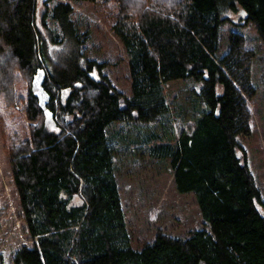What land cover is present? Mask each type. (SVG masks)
Segmentation results:
<instances>
[{
	"label": "trees",
	"instance_id": "trees-1",
	"mask_svg": "<svg viewBox=\"0 0 264 264\" xmlns=\"http://www.w3.org/2000/svg\"><path fill=\"white\" fill-rule=\"evenodd\" d=\"M73 2L110 14L128 56L130 97L86 57ZM40 5L0 0V132L35 241L15 240L0 189V264H264V199L238 141L252 131L254 65L264 72V54L240 32L226 51L220 41L221 25L241 12L264 42V0H45L41 21ZM45 28L65 46L59 68L48 64ZM39 69L50 120L35 94ZM180 80L201 85L190 123L177 132L165 86ZM121 151L169 162L177 190L195 195L209 229L159 232L134 248L118 187Z\"/></svg>",
	"mask_w": 264,
	"mask_h": 264
},
{
	"label": "rangeland",
	"instance_id": "rangeland-1",
	"mask_svg": "<svg viewBox=\"0 0 264 264\" xmlns=\"http://www.w3.org/2000/svg\"><path fill=\"white\" fill-rule=\"evenodd\" d=\"M45 0H41L40 21ZM75 12L73 18L77 22L81 34L87 33L88 45L85 55L88 59L104 64L103 74L113 86L127 96L132 95L131 81L128 72V56L121 42L110 30L111 17L99 4L73 2ZM232 21L224 23L220 28L222 49L227 50L228 39L232 32H240L246 37L247 46L264 54V42L260 40L252 24L241 22L243 14L231 15ZM50 24L51 29H56ZM46 38V55L52 68L61 66V56L65 46L52 42L53 33L43 29ZM85 65V61H82ZM254 83L257 88L251 100L252 131L249 135L238 137V141L247 153V164L261 190L264 199V72L261 61L254 65ZM200 85L193 80H180L166 84L165 90L172 106L176 131L181 132L190 123L191 109L199 102L197 95ZM66 92H64V96ZM184 112V113H183ZM191 115V116H190ZM183 117L185 123H183ZM187 122V123H186ZM50 125V124H49ZM51 128H54L51 124ZM117 178L123 209L126 214L128 230L132 245L141 249L146 243L152 242L159 232L175 237H188L193 231L209 229L208 222L203 218L198 201L193 193L182 194L177 190L174 172L170 163L153 161L139 154L130 155L121 151L117 156ZM0 189L4 200L8 203L9 215L15 226V240L21 244H34L27 235L19 212L17 195L7 156L4 152L0 132ZM76 198L74 204H80ZM2 218L5 215H1ZM5 219V218H4ZM4 224L0 226L1 233Z\"/></svg>",
	"mask_w": 264,
	"mask_h": 264
},
{
	"label": "water",
	"instance_id": "water-1",
	"mask_svg": "<svg viewBox=\"0 0 264 264\" xmlns=\"http://www.w3.org/2000/svg\"><path fill=\"white\" fill-rule=\"evenodd\" d=\"M46 76H47L46 71L44 69H39L34 77L33 83H34L35 94L39 99L40 105L43 108V110L46 111L48 120H50L52 118V115L47 110V106L49 103V96L43 87Z\"/></svg>",
	"mask_w": 264,
	"mask_h": 264
}]
</instances>
